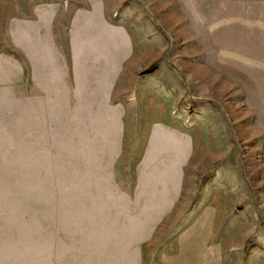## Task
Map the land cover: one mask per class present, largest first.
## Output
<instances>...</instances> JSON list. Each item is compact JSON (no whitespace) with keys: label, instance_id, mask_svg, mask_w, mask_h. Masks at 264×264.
Segmentation results:
<instances>
[{"label":"rangeland","instance_id":"obj_1","mask_svg":"<svg viewBox=\"0 0 264 264\" xmlns=\"http://www.w3.org/2000/svg\"><path fill=\"white\" fill-rule=\"evenodd\" d=\"M0 264H264V0H0Z\"/></svg>","mask_w":264,"mask_h":264}]
</instances>
